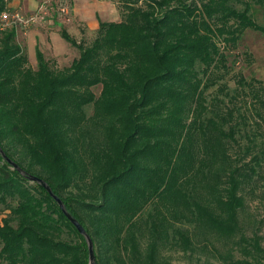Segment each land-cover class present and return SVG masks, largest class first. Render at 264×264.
Listing matches in <instances>:
<instances>
[{
    "label": "trees",
    "instance_id": "1",
    "mask_svg": "<svg viewBox=\"0 0 264 264\" xmlns=\"http://www.w3.org/2000/svg\"><path fill=\"white\" fill-rule=\"evenodd\" d=\"M111 1L121 20L98 21L89 45L61 29L79 49L62 70L39 49L33 69L15 29L0 31V264H88L85 238L30 176L83 226L94 264H170V246L264 264L240 217L264 180V83L206 94L226 68L220 44L264 32L251 16L264 0Z\"/></svg>",
    "mask_w": 264,
    "mask_h": 264
},
{
    "label": "rangeland",
    "instance_id": "2",
    "mask_svg": "<svg viewBox=\"0 0 264 264\" xmlns=\"http://www.w3.org/2000/svg\"><path fill=\"white\" fill-rule=\"evenodd\" d=\"M17 3V6H11L8 3L10 8L8 13L11 16L18 14L21 22H11L10 26H3L2 29H11L10 27L15 29V42L24 48L29 64L33 69L37 68L33 48H39L54 70L69 67L72 60L78 57L79 49L70 45L61 36V29H64L77 42L89 45L96 36L98 20L120 21L123 11L111 0H75V15L72 10L74 0H36L34 5L37 3L38 5L35 9L30 6L31 10L26 9L28 4L25 1L19 0ZM41 5L43 6V13L38 15V9ZM82 13L88 16L84 17L81 15ZM36 15H38V19L33 22L30 21V18ZM251 16L259 25L264 27V9L262 7L253 6ZM220 49L226 55V68L220 66L213 70V76L218 79V83L206 91V94L210 95L217 89L218 85H227L229 89H234L238 87L240 78L255 85L257 82L264 83V32L246 29L238 34V39L233 46H228L225 49L223 44H220ZM100 89L101 86L93 88L96 96L99 95ZM241 98L239 96L238 100L241 101ZM245 99L251 109L250 97ZM236 151L235 147L232 148L230 151L232 156ZM263 185L264 180H261L254 194H246L245 208L240 217L242 221L246 222L245 224H248L250 231L254 224L264 241ZM144 245L145 237L142 239V247ZM160 257L168 260L170 264H197L196 259L200 260V264L207 261L204 255H199L197 252H184L174 246L161 248ZM209 264H220V262L210 258Z\"/></svg>",
    "mask_w": 264,
    "mask_h": 264
},
{
    "label": "water",
    "instance_id": "3",
    "mask_svg": "<svg viewBox=\"0 0 264 264\" xmlns=\"http://www.w3.org/2000/svg\"><path fill=\"white\" fill-rule=\"evenodd\" d=\"M9 163L13 165L14 168L17 169V166L12 163L10 160H8ZM29 179L32 182H37L39 183L46 191L47 193L55 200V202L58 204L59 208L61 211L64 213V215L67 217V219L70 221V223L75 227L79 235L85 238L86 243H87V250H88V264H94L95 263V255H94V250H93V243L89 237V235L86 233L85 229L83 226L75 219L72 217L71 214H69L62 203V201L54 195L50 189V187L41 179L35 177V176H30Z\"/></svg>",
    "mask_w": 264,
    "mask_h": 264
},
{
    "label": "built area",
    "instance_id": "4",
    "mask_svg": "<svg viewBox=\"0 0 264 264\" xmlns=\"http://www.w3.org/2000/svg\"><path fill=\"white\" fill-rule=\"evenodd\" d=\"M38 12L40 14L43 13V6H39ZM38 15H36L35 17H31L30 21H35L36 19H38ZM14 20V21H11ZM11 22H21L20 16L18 14H14V15H9L8 11H4L0 14V29L6 26H10ZM12 26V25H11ZM12 28V27H10ZM3 30V29H2Z\"/></svg>",
    "mask_w": 264,
    "mask_h": 264
},
{
    "label": "crops",
    "instance_id": "5",
    "mask_svg": "<svg viewBox=\"0 0 264 264\" xmlns=\"http://www.w3.org/2000/svg\"><path fill=\"white\" fill-rule=\"evenodd\" d=\"M19 0H11L10 2H9V5H11V6H17L18 5V2ZM22 1H25L28 5L26 6L27 8L26 9H30L31 10V8H29L30 6H33L32 8L33 9H35L36 7H37V5H38V3L36 4V5H34V3H35V1L36 0H22ZM93 4V3H92ZM94 4H96V3H94ZM98 6H99V8H100V4L98 3L97 4ZM13 8V7H12ZM92 8V7H91ZM95 8H98V7H95ZM73 13H74V15H75V10H76V8H75V0H74V7H73ZM81 15H83V13L81 14ZM84 17H87L88 15H83ZM90 16V15H89ZM98 21H101V20H98ZM97 25H98V23H97ZM34 49V51H36V49L35 48H33ZM39 49V48H38Z\"/></svg>",
    "mask_w": 264,
    "mask_h": 264
}]
</instances>
